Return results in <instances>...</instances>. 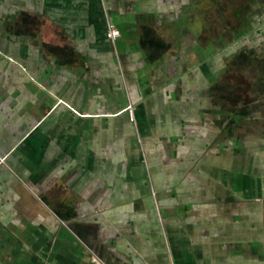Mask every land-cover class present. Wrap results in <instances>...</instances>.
<instances>
[{
	"label": "crops",
	"instance_id": "obj_1",
	"mask_svg": "<svg viewBox=\"0 0 264 264\" xmlns=\"http://www.w3.org/2000/svg\"><path fill=\"white\" fill-rule=\"evenodd\" d=\"M0 264H264V0H0Z\"/></svg>",
	"mask_w": 264,
	"mask_h": 264
},
{
	"label": "built area",
	"instance_id": "obj_2",
	"mask_svg": "<svg viewBox=\"0 0 264 264\" xmlns=\"http://www.w3.org/2000/svg\"><path fill=\"white\" fill-rule=\"evenodd\" d=\"M106 36L109 38L112 42L119 36V30L115 27V25L109 21H107V26H106ZM128 110L130 113H132L133 106L129 104L127 106ZM3 158H1V161Z\"/></svg>",
	"mask_w": 264,
	"mask_h": 264
}]
</instances>
